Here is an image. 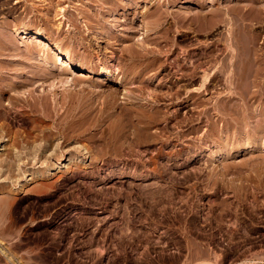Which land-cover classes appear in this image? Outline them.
I'll return each mask as SVG.
<instances>
[{
  "label": "rangeland",
  "instance_id": "obj_1",
  "mask_svg": "<svg viewBox=\"0 0 264 264\" xmlns=\"http://www.w3.org/2000/svg\"><path fill=\"white\" fill-rule=\"evenodd\" d=\"M86 1L0 0V38L27 55L0 88L24 69L17 96L36 103L24 125L0 118V159L18 137L42 167L61 164L0 207V264H264V24L235 30L237 51L259 57L233 68L221 26L190 33L170 18L235 0H140L116 17ZM39 30L47 40L31 44ZM56 41L70 64L52 61Z\"/></svg>",
  "mask_w": 264,
  "mask_h": 264
},
{
  "label": "bare ground",
  "instance_id": "obj_2",
  "mask_svg": "<svg viewBox=\"0 0 264 264\" xmlns=\"http://www.w3.org/2000/svg\"><path fill=\"white\" fill-rule=\"evenodd\" d=\"M96 1L97 0H87L86 4L87 5H90V4L93 5V3ZM119 1L123 2L122 3L123 5L121 4V8L117 9L116 7L119 5H117L116 7H115V5L119 4ZM138 1H140V0H126V1L125 0H101V3L104 6H107L108 8H110V7L112 8V6H114L115 9L111 11L109 16L116 17V16H118V14L123 15V13H125V10H129V9L135 10L136 8H134V6H138L137 5ZM174 1L175 0H162V3L159 6H161V5L164 6L163 7V9H164L165 6L169 5L170 3L174 2ZM192 1L195 2V4L197 5L198 8L202 9L207 4H209L210 2L213 4L212 6H215L216 4L214 2L217 3L218 0H192ZM208 1H210V2H208ZM236 1H238V0L234 1V3H236V4H232L231 5L232 7L231 6L229 8L226 7L225 9H220V8H218L219 6L217 8L215 7L214 9L211 7L212 9L209 8L210 13L208 11L209 14H207L206 13L207 11L204 9L206 15L204 14V11H203V13H200V11L198 10L199 15L194 14L195 16L191 15L190 17H187L186 15H184V13L182 15L178 14L176 16L171 15L170 20L171 19L173 20L172 25L179 27V28H183V29L185 28L186 30H189L190 33H197V34L198 33H204L206 35H211L212 30H215L214 28H216V27L218 28L221 26L223 28V30L225 31V33H224L225 40L227 39V42L225 45L226 46L225 50L222 51V55H223V52H226V51L229 52V54H227L226 56L223 55V57L225 56V58H226L227 65L234 68L238 62H240L243 59H246L247 62L245 65L251 66L250 61L251 62L252 61L254 62V60L256 61V59L259 56L256 54H252V53L251 54H244V53L237 51L236 41H235V32L238 29L240 31V33H242L243 38L249 39L250 35L252 34L251 33V30H252V25H251L252 22L251 21L255 20L256 24H259V25L264 24V9L261 10V9H256L253 7L252 2H258L257 0H244V1L240 0V1H242V3H239ZM259 4H260V2H259ZM160 10H162V9H160ZM160 12L161 13L156 16L157 19L155 17V19L158 21L154 20V22L156 21L159 24H160L159 21L164 22L165 19L168 16H170L167 9H166V11L164 10V11H160ZM131 14H132L131 20L133 22L139 20V18H140V20H145L144 17H146L145 15H144V17H140L138 15L139 13H136L135 11ZM142 23H143V21H142ZM3 26H5V25H3ZM1 28L3 29V27H1ZM5 28H7V27H5ZM138 29H140V31H144V32L146 31L145 27H142L141 25ZM25 34H26V32H25ZM218 35H219V33H218ZM1 36H2V34H1ZM240 36H241V34H240ZM3 37L0 38L1 39L0 40V84H1V82L5 81L8 78V76L11 75L12 72H18V70H19V69L16 70L14 67L9 68L11 62L25 60V56H27V55H25V51H23V50L19 51L16 49V47L11 48V49L14 48V50L12 51L13 53H11V50H9V47L13 46V44H12V42L9 43L10 42L9 38L7 40L6 38H3ZM31 38H32L31 39L32 41L30 40L31 44L32 43L33 44H36V43L41 44V42H39V41L42 38H44V40H47V37L46 36L44 37V35L42 34V32L40 30L37 31L34 35H32ZM34 46H36V45H34ZM52 48L54 49V52L56 51V53L53 54L54 59H53V57H52L53 60L51 59L54 63L61 62L63 64L66 63V65L71 63V60H72L71 56L72 55L70 54L71 55L70 56L69 54L61 53L59 51L60 47H59V44L57 43V41L52 45ZM24 50H25V48H24ZM32 55H33V53H32ZM32 55H30V58L33 57ZM204 55H206L207 57L208 56H214L212 53L211 54H204ZM26 58L30 59L29 56ZM230 62L231 63L234 62V63L231 64ZM48 65H50V64H48ZM55 68L56 67L54 66V69ZM69 68L68 69L70 70V72L73 73L74 69L71 68V66ZM47 69H49L50 73L48 71H46L45 73H47L50 76L52 74V72L54 71V69L51 66ZM23 70H20L23 72V74H22L23 79L21 81L18 82V81H11L10 80L9 81L10 83L8 86L6 85L4 87V89L0 88V92L2 94H4L5 97L7 96V98L4 99V100H6L5 103H3L4 100L2 102H1L2 99L0 100V118L6 119V120L11 119V120H15V121L20 118L18 121H20L24 125L25 124V114H26L25 112L27 111V109L29 110V112L32 111V108L34 107V105L36 103L34 102V105H31V102H29L28 99L25 100V97H18L17 96L16 90L20 87H24L25 82L30 81L27 79H26L27 81H25V73ZM81 70H84V72H87V73L91 72V69L89 67L82 68ZM37 72H38V74L40 73L39 71H37ZM38 74L35 72L34 73L31 72V77L32 76H34V77L38 76ZM104 74H105L104 78L106 80H109V77L112 76L110 69H105ZM203 76H205V75H203ZM203 80H204V77H203ZM49 92H52L51 89L49 90ZM13 115H14V117H13ZM0 136L3 138V139L1 138L2 141H0V143L9 142V140H5V137L8 138V136H10L9 131L2 129V127L0 128ZM17 138L13 139L16 142L11 147L9 146L10 149L7 147L3 149L7 152L4 156L5 158L0 159V195H3L5 197L3 200H1L2 198L0 199V207L2 206V204H6L7 207L11 205V202L9 199L10 197L8 198L9 194L13 191H16V190L21 191L23 188V184L21 185V183L23 181L25 182V180H27L28 177L30 179H36V180H46V179H49V177H51L55 173L59 172L60 168H61L60 163H57V164L53 163L54 165H50V166L48 165L46 167H42L46 163L44 164V162H43L44 160H41L42 163L36 161V157H37V155H39V153H42L43 151H39V149L37 150V148H38V146H37V148L34 149V151H33V155L31 157H29L28 154H31L30 152H26V155H25V148H26L25 147V139L23 138V139H20L21 141H19ZM31 150H33V149L31 148ZM43 156L45 157V155H43ZM39 157H40V155H39ZM37 163H40V166L42 165L41 166L42 170L34 171L35 169H37L39 167H36L32 171H30L29 169H26V168H31L32 165L37 166ZM13 180H18V183H16L17 181H13ZM12 204H13V202H12ZM3 207H5V206H2V209L0 208L2 211L4 210Z\"/></svg>",
  "mask_w": 264,
  "mask_h": 264
}]
</instances>
